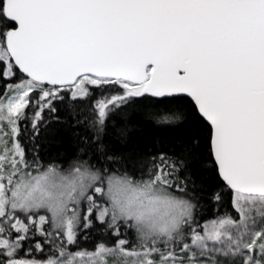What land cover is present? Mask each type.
Here are the masks:
<instances>
[{
    "label": "water",
    "instance_id": "obj_1",
    "mask_svg": "<svg viewBox=\"0 0 264 264\" xmlns=\"http://www.w3.org/2000/svg\"><path fill=\"white\" fill-rule=\"evenodd\" d=\"M3 10L22 75L60 87L90 74L186 96L210 126L223 183L264 195V0H3Z\"/></svg>",
    "mask_w": 264,
    "mask_h": 264
},
{
    "label": "trees",
    "instance_id": "obj_2",
    "mask_svg": "<svg viewBox=\"0 0 264 264\" xmlns=\"http://www.w3.org/2000/svg\"><path fill=\"white\" fill-rule=\"evenodd\" d=\"M13 27L0 0V45L5 50L7 32ZM3 68L0 60L1 97L27 80L15 66L9 77ZM29 82L37 87L28 91L25 104L9 119H0V146L10 150L13 122L20 156L35 167L24 170L61 175L78 170L86 182L85 195L80 198L71 240L46 202L12 208L0 218V225L2 235L14 240L16 247L11 256L0 247V264L10 257L42 260L60 251L136 247L140 237L131 217L97 216L104 203L94 190L99 187L104 192L111 179L132 184L157 180L172 197L189 204L190 219L198 226L219 217L238 218L233 192L221 180L211 154L210 126L188 97L154 98L117 81L88 85L84 95L74 97L67 86Z\"/></svg>",
    "mask_w": 264,
    "mask_h": 264
},
{
    "label": "rangeland",
    "instance_id": "obj_3",
    "mask_svg": "<svg viewBox=\"0 0 264 264\" xmlns=\"http://www.w3.org/2000/svg\"><path fill=\"white\" fill-rule=\"evenodd\" d=\"M0 60L4 61L5 77L13 75V62L1 45ZM29 80L19 81L11 86H18V90L0 96V119H9L25 104L28 91L36 86ZM108 81L113 80L82 75L69 86L70 95L82 96L88 85ZM117 82L127 89L140 90L127 81ZM15 130L10 122V150L0 146V218L10 214L12 208L46 202L55 214L56 224L63 226L66 239L71 240L80 198L85 195L86 182L79 176L83 173L78 170L65 175L50 170L28 173L24 168L35 167L21 158L13 136ZM94 193L104 203L97 211L100 219L115 214H126L133 219L140 237L136 247L127 249L118 245L100 246L93 251H60L42 260L10 257L4 264H264V195L235 192L237 219L219 217L198 226L190 219L189 204L172 197L157 180L132 184L111 179L104 192L97 187ZM91 195L88 193L89 198ZM90 205L91 202L86 208ZM1 230L0 225V247L11 256L16 242L3 236Z\"/></svg>",
    "mask_w": 264,
    "mask_h": 264
}]
</instances>
